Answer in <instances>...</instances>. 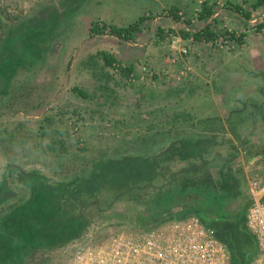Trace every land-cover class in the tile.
Returning <instances> with one entry per match:
<instances>
[{
  "label": "rangeland",
  "instance_id": "374dc122",
  "mask_svg": "<svg viewBox=\"0 0 264 264\" xmlns=\"http://www.w3.org/2000/svg\"><path fill=\"white\" fill-rule=\"evenodd\" d=\"M205 1L214 5L217 15V20L212 22L215 23L217 43L201 44L193 39V34L206 27V23L210 20H200L197 17ZM232 1L243 0H0V99L9 92L12 95L13 92L17 94L14 96L15 106L31 110L37 104L38 96L45 95L44 98L48 100L43 103V107L27 118L42 119L54 107L52 115L56 121L53 129L51 128L46 136L39 137L36 136L38 122H28L27 128H20L21 125L17 124L20 118L15 119V124L8 126L9 131L13 127H19L23 132L19 138L21 142L9 147L1 140L5 136L0 132V167L6 157L12 158L16 154V149L22 153L19 159L26 149L31 159L52 168L60 157L45 150L44 143L55 138L67 142L71 152H77L76 156L75 154L62 156L65 160L61 159V161L67 165L80 160V148H87L91 158L99 154L112 155L127 151L126 147L127 149L141 147L140 150L145 151L146 147L135 141L143 136L148 140L154 134L155 128L150 122L170 121L174 112L187 110L192 104L199 103L198 100H194L197 96L196 92L188 94L184 91L185 88L180 90L185 85V81H179L178 73L182 68L192 66L197 67L205 77L204 83L210 81L213 86L211 89L215 90L212 95L218 94V103L224 106L229 104L222 100L225 96L239 97V100L244 98V102L241 100L234 103L239 108L249 104L245 111L247 120L245 129L249 131L246 136L250 139V143L243 148V144L237 139L238 148L242 150L233 156L235 159L231 169L241 178L240 188L226 196L229 204L232 205L229 206L230 213L237 212L240 205L246 204L247 198L250 197V181L254 179L259 181L260 185H264V112L257 116L254 125L252 123L254 106L259 108L262 105L264 108V33L250 39L247 37L245 45L248 43L246 46L249 50L243 48L241 50L239 46L234 48V40L230 37L227 40L225 37L229 36L226 35L227 32L235 30L228 28L230 17L224 18L225 13L229 12L225 5ZM248 1L252 4L257 0ZM173 6H179L184 19L190 20L191 23H177L167 14H162ZM252 13L257 14L256 11ZM144 16L149 19L142 24V33L132 42H113L106 37L92 38L89 35V29L94 21L104 20L115 25L128 26ZM254 23V26L250 23L247 25L256 30L257 21ZM245 28L244 31L250 30ZM159 29L165 32L164 39L158 36ZM182 31H189L191 35L185 39L181 34ZM236 31H238L237 35H244L240 30ZM253 32L258 34V30ZM245 35L247 36V33ZM226 42L228 43L225 44ZM250 47L255 50H250ZM261 48V52L256 50ZM184 49H189L186 57L180 55V51ZM101 50L111 51L122 59L125 65H136L135 69L139 71L136 75H139L140 79L147 76L143 68L148 67L156 73L158 81L163 83L166 79L167 82L164 84H171L168 89L171 93L159 87L148 90L145 88L146 85L141 87L144 88V92L137 86L120 87L117 102L105 109L102 116H89V112L85 120L76 121L80 125V134L85 140L82 146L77 143V135H74V128L70 123L77 120L76 116L72 118L70 112L73 109L82 112L90 110L91 107L87 106V102L83 99L70 95L61 96V94L75 85L82 88H91L94 85V71L86 63L91 55ZM246 63L249 66L253 64L251 70L258 65L255 68L258 70L256 73L262 72L259 82L254 79L252 81L251 78L249 79L251 82H245L243 78L247 76L243 73L245 72L243 67H246ZM55 64L61 68H56ZM43 66L47 67L42 69ZM34 72L37 73L32 78ZM208 73L211 75L207 76ZM193 75L195 76V72ZM247 75L250 76V73ZM25 76L29 78L25 85L19 86L14 83L22 82ZM11 77L16 80L9 81ZM45 81L48 83L46 85L48 89L43 87ZM54 82L56 87L52 84ZM207 86L205 84L201 87L200 97L209 102L208 98L212 96ZM255 87L259 89L260 97L258 94L256 96ZM59 89L61 92L57 97ZM22 94L27 96H23L22 99L19 96ZM54 97L57 100H54ZM30 99L34 102H29ZM2 104L6 105L5 102ZM7 110L0 109V112ZM116 119H124L125 125L114 123ZM169 126L166 125V128ZM30 129L33 130L29 131ZM168 144V141H161L157 146L164 147ZM5 147H9L13 152L6 154ZM254 155L257 157L254 158ZM255 159L257 160L254 161ZM179 164L178 166L176 164L174 171L179 169L181 166ZM19 170L7 182L9 190L0 192V220L3 221L0 234V264H21L30 257H34V260L29 264H66L74 251L72 245L80 240L86 239L88 243L94 245L100 244L118 232L142 230L141 227L132 226L133 222L144 221L149 227L153 224L155 213H159L157 210H149L148 203L155 196V189L134 190L120 197L107 212H100L96 205H91L80 211L86 218L68 214L58 217L59 222L54 225L52 235H48L42 227L44 223L42 211L55 212V207L46 199L50 195L47 190L44 194H40L38 188L60 181L51 177V173L40 165L19 166ZM213 174L219 177L217 170H213ZM4 179L3 176L0 177V183L5 182ZM6 200L9 202H4ZM177 209L181 210V208ZM116 214H121L127 218V221L120 226L112 225L110 219ZM167 216H163L164 219L168 218ZM210 217L203 216L208 220V227L215 237L227 246L233 264H249L256 258L258 254L257 249L255 250L256 240L248 224L245 231H239L232 224L212 221ZM181 218H188L187 214L184 213ZM36 219L39 222H36ZM247 241L250 245L245 247L243 242L247 243ZM38 245L42 249L38 250ZM46 245L60 246L51 249H47L50 247L47 246L45 249Z\"/></svg>",
  "mask_w": 264,
  "mask_h": 264
},
{
  "label": "trees",
  "instance_id": "16d2710c",
  "mask_svg": "<svg viewBox=\"0 0 264 264\" xmlns=\"http://www.w3.org/2000/svg\"><path fill=\"white\" fill-rule=\"evenodd\" d=\"M225 6L228 11L235 12L245 19L250 20L252 12L264 6V0H257L252 4L247 0L243 3L228 2ZM162 14H167V16L171 17L177 23H191L190 20L184 19L185 17L181 14V8L179 6L166 9ZM214 15V5L205 1L197 17L200 20H207ZM148 19L149 17L144 16L128 26H119L104 20L94 21L89 29V35L92 38L109 36L117 38L121 42H132L142 33V24ZM258 27H264V22L258 25ZM164 33L162 29H159L158 36L160 39L165 38ZM181 34L185 39L191 35L189 31H182ZM226 35H229L231 40L240 44L243 43L242 35L239 36L229 32ZM217 38V33L212 29L210 24L193 34V39L200 43L215 42ZM86 64L94 71L93 77L97 91L91 95L88 90L75 85L61 94V96L70 95L83 99L87 102V106L91 107L90 110L82 112L76 109L70 112L72 118L76 116L77 120H73L70 123H76L79 127V130L77 133L74 132V135H77V143H80L82 146L85 140L80 134V125L76 121L85 120L89 112V116H102L105 109L117 102L119 98L117 90L120 87L127 88L128 84L125 82L123 84L114 82V73H117L122 79L127 81L133 79L134 76L136 77L134 65H124L114 54L104 50L91 55ZM46 67L43 66L42 69ZM58 67L60 66H56V68ZM36 73L34 72L32 74V78ZM28 79L25 76L22 82L14 83L23 86ZM8 80L13 82L16 78L13 79L11 77ZM55 82H57L56 79ZM55 82L52 84L55 85ZM102 82H105L107 85L101 87L100 83ZM111 83H113V86L109 85ZM47 84L45 81L44 89H48L46 88ZM14 96H17V94L12 92L11 95L9 92L7 96L0 99V109H8L7 112H0V132H3L5 136L1 140L9 147H14L20 143L19 138L23 134L19 130V127H13L9 131L8 126L12 123L15 124V119L20 118V122L17 123L19 126L21 125L20 128H27L28 122H38L39 126L36 131V136L39 137L46 136L53 129L54 123H56L54 115H52L54 107L42 119L29 120L27 118V116L32 115L39 108L43 107V103L48 100V98H44L45 95L38 96L39 100L31 110L21 108L18 105L15 106ZM19 96L23 99V96H27V94ZM28 101L34 102L31 99ZM3 102L6 105L2 104ZM254 109V117L252 118L253 125L255 124L254 122H257V116L264 112L262 105L259 108L254 106ZM245 110L246 106H242L241 108L236 107L234 113H237V115L229 116L226 119L229 126L228 130L224 128L222 120L197 119L191 112H186L187 110H178L173 113L171 122L168 120L159 123L155 121L150 122L152 127L154 126L155 128V132L148 140L144 136L136 139L135 142L139 141L141 146L146 147L145 151H141V147H132L131 149H127L126 147L127 151L116 152L112 155L99 154V156L91 158L87 148H80V160L73 161L71 165L63 163L61 159H65L62 156L67 154H75L76 156L77 152H71L70 145L61 140V138H55L44 143L45 150L52 154H57L60 157L52 168L44 166L43 163H37L33 158L31 159V155L26 152V149H24L25 152L22 158L19 159L22 153L16 149L15 153L17 156L14 154L12 158L6 157L4 163L2 162L1 164L0 177L3 176L6 183H0V192H7L9 190L7 182L11 180L17 171H20L19 166L40 165L51 173V177L59 179V183H48L46 186L38 188L40 194H44L47 190L50 195L46 199L50 201V205L55 207V212H51L50 210L42 211L44 213L42 227L43 230L47 231L48 235H52L51 232L55 227L54 225L59 222L57 218L62 215L67 216L68 214L80 218L85 217L80 211L82 212L84 207L91 205H96L100 212H107L123 195L130 194L134 190L138 191L146 188L155 189V196L150 199L151 201L148 204L150 206L149 210H157L159 213H155L156 215L152 221L153 224L149 227H147L148 224L144 221L133 222L134 224L132 226L134 227H141L142 230L150 229L163 222L183 219L181 215L185 213L187 217L193 215L198 216L207 227L208 220L203 218V216H211L210 220L212 221H222L226 224H232L237 230L245 231L247 215L252 204L251 198L248 197L247 203L240 205L241 207L234 214L230 213L229 206L232 205L229 204V199H226L228 193L233 192V190L236 191L238 187L240 188L241 178L238 173H234L231 169L234 165L233 160L235 159L233 156L239 154L242 150L238 148L237 143H234L232 138H228V132L230 131L235 141L238 139L243 144V148L247 147L250 139L245 140L246 133H249L248 129H245L247 122L245 119ZM5 113L7 115H4ZM123 120L116 119L114 123L122 124L123 126L125 125V121ZM168 124L170 126L166 128ZM219 126H221V129L218 128ZM215 129L221 131L217 132ZM13 130L14 132H12ZM31 130L33 129L29 131ZM243 131L246 132L244 133ZM161 141H168L169 144L164 147L157 146ZM9 147H5L4 149L6 154L10 151L13 152ZM253 157L255 158L257 155ZM179 163L181 166L178 170L174 171L176 164L178 166ZM17 164L19 166H16ZM213 170H217L219 177L213 174ZM30 177L36 179L34 176ZM48 178L45 182H47ZM4 202L9 201L6 200ZM205 207L206 209H204ZM176 208H181V210L174 212ZM201 213L204 214L201 215ZM165 215H168V218L164 219L165 217L163 216ZM126 219L121 214H116L110 219V222L112 225L120 226L127 221ZM2 222L0 220V234ZM36 222H39V220L36 219ZM82 241H86V239L80 240V242ZM243 243L245 247L250 245L248 241L247 243ZM60 245H46L45 249L47 246H50L47 249H51ZM39 249L42 248L39 247ZM256 249L258 256L259 246L257 240ZM256 258L251 260L249 264H252ZM32 260H34V257L28 258L21 264H29ZM231 264H233L232 259Z\"/></svg>",
  "mask_w": 264,
  "mask_h": 264
},
{
  "label": "built area",
  "instance_id": "2783aa9c",
  "mask_svg": "<svg viewBox=\"0 0 264 264\" xmlns=\"http://www.w3.org/2000/svg\"><path fill=\"white\" fill-rule=\"evenodd\" d=\"M188 54L189 49L180 51L183 57ZM143 70L148 77L156 76L150 69ZM193 74L186 66L179 71L178 79L187 80ZM71 124L77 133L79 127ZM258 182L250 181L252 204L247 215L248 227L259 246V255L252 264H264V185ZM88 242L73 244L72 257L66 264H231L227 246L196 215L150 229L118 232L100 244Z\"/></svg>",
  "mask_w": 264,
  "mask_h": 264
},
{
  "label": "crops",
  "instance_id": "0c3cea01",
  "mask_svg": "<svg viewBox=\"0 0 264 264\" xmlns=\"http://www.w3.org/2000/svg\"><path fill=\"white\" fill-rule=\"evenodd\" d=\"M245 0H243L242 2H234V1H232L233 3H243ZM248 1V0H247ZM251 2L252 1H254V0H250ZM250 3V2H249ZM254 3V2H253ZM251 4V3H250ZM256 12H257V14H255V13H252V16H251V19L250 20H248V19H245L244 17H242L241 15H239V14H237V13H235V12H232V11H229L228 13H225V15H224V18H226V17H230V19H228V22H230V24H228V28L230 29H234L235 31H231L232 33H234V34H236L237 35V32L238 31H236V30H240V32L242 33H244V35L242 34V40H243V43H238L237 42V44H235L236 43V41H234L233 42V45H234V48H236L237 46H239V49H241L242 50V48L244 49V50H249V47L248 46H246V45H248V43L245 45V43H246V39H247V37H248V39H250V38H252V37H254L255 35H262L263 33H264V27H262V28H259L258 27V24L260 25V24H262L263 22H264V6H262V7H260V8H258L257 10H256ZM255 15H257V16H255ZM217 15L215 14L214 16H212V19L210 18V20L206 23L207 25H211L212 26V29L214 30V28H215V23H212L213 21L215 22L217 19ZM226 20V19H225ZM258 20H260V21H258ZM231 21H232V25H231ZM257 21V28H256V30H258V34H256V33H254L253 31H256L254 28H252L250 25H247V24H252V26H254V22H256ZM219 23V22H218ZM227 24V23H226ZM245 27H247V29H250V30H246V31H244V29H246ZM216 32V31H215ZM247 33V36L245 35L246 33ZM240 36V35H239ZM106 38H108V39H110L111 41H113V42H121L119 39H117V38H113V37H106ZM197 43H199V42H197ZM202 44V43H201ZM241 47V48H240ZM250 50H255V48H252V47H250ZM257 51H260L261 52V50H262V48L260 49V50H258V49H256ZM108 52V51H107ZM254 52V51H253ZM109 53H111V51H109ZM248 53H249V51H248ZM259 53V52H258ZM113 54V53H112ZM120 61H122V59H120L117 55H115ZM123 62V64L125 65V63H124V61H122ZM201 65H203V64H201ZM136 66V65H135ZM134 66V67H135ZM251 66H253V64H251L250 66H249V64H247L246 63V67H243L244 68V71L245 72H243L244 74H245V76H247V77H244L243 79L245 80V82H251V81H249V79L251 78V80L253 81V79L254 80H257L258 82L261 80V78H260V76L262 75V72H259V73H256V72H258V70L257 69H255L254 67H252V70L254 71V72H252V70H251ZM169 67H171V65L169 66ZM191 69H192V71H193V73L195 72V76L193 75L191 78H189V79H187V80H183V81H185V85L182 87V89H180L181 91L184 89V91H186V92H188V94H190V93H195L196 92V97H195V99L194 100H198L199 101V103L198 104H196V105H194V104H192L191 106H189L188 108H187V111L186 112H191V114L194 116V117H196L197 119H218V120H222L223 121V124H224V128H226V130H228L229 128V126H228V124H227V122H226V119L229 117V116H236L237 115V113H234V111H235V109H236V107H238L237 105H235L234 103H237V102H240L241 100L244 102L245 101V99L243 98V99H241V100H239L238 98H226L225 96H224V98H226L225 100H224V98L222 99L223 101H225V102H228L229 104H227L226 106H224L223 104H220V103H218V100H217V95L218 94H214V95H212L213 94V92L215 91L214 90V88L213 89H211L213 86H212V84H210V81H206L207 83H204L203 82V80H205V77L202 75V73L200 72V70L197 68V67H192V66H189ZM136 68V67H135ZM145 69H148V67H144ZM143 68V69H144ZM211 70H212V67H211ZM137 69H135V75H136V73H137ZM250 71V72H249ZM139 72V71H138ZM112 73H114V72H112ZM248 73H250V76H248L247 74ZM115 75H114V82H120V83H127L128 84V87L127 88H131V87H139V88H141L142 86H144V85H146V87L145 88H147L148 90H149V88L150 89H152V90H154V89H156V88H158L159 87V89H161V88H163L164 89V91L165 92H167V93H171L170 91H168V89H169V85H171L170 83H169V85H167V84H164L165 82H167V80L165 79V82H163V83H161L162 81H158L159 79H156V76L155 77H153V78H151V77H148V76H143V78H141L140 79V77H139V75H136V77L134 78L133 77V79H129L128 81L127 80H125V79H122L117 73H114ZM211 74H207V76H210ZM226 76H227V73H226ZM242 76H244V75H242ZM194 77V78H193ZM249 77V78H248ZM210 78V77H209ZM191 79V80H190ZM168 81H169V79H168ZM182 81V82H183ZM169 82H171V81H169ZM215 82V81H214ZM101 84V87H103V86H106L107 84L104 82H102V83H100ZM130 84H133V85H130ZM205 84H207L208 86H207V89H208V91L211 93V96L212 97H209L208 98V100H210L209 102L208 101H206V99H203V97H200V94H201V92H200V89H201V87H203ZM210 84V85H209ZM253 84H254V82H253ZM110 86H113V83H111V84H109ZM130 85V86H129ZM66 86V85H65ZM138 88V89H139ZM167 88V89H166ZM85 90H88L89 92H90V94L92 95V94H94L96 91H97V89H96V83H94V85L93 86H91V88H88V87H85L84 88ZM255 89H256V96H257V94L259 95V97H260V93H259V89L257 88V87H255ZM60 90V89H59ZM58 90V94H56V96L58 97L59 96V94H60V92H61V90L59 91ZM67 90V89H66ZM65 91V90H64ZM118 91V90H117ZM141 91L142 92H144V88L142 89L141 88ZM223 92H225L224 90H223ZM166 93V94H167ZM55 96V97H56ZM141 96V94H139V97ZM54 97V100H57V98H55ZM246 97V96H245ZM217 101L216 103H214L213 101ZM222 102V101H221ZM243 102H241V103H243ZM223 103V102H222ZM243 105V104H242ZM248 105L249 104H247L246 105V107H248ZM241 106V105H240ZM242 107V106H241ZM251 107V106H250ZM245 111H247V110H245ZM232 112H233V114H232ZM165 116L166 115H164V118H165ZM219 129H221V126H219L218 127ZM215 131H217V132H219V131H221V130H216L215 129ZM248 136V135H247ZM247 136L245 137V140H247ZM228 138H232L233 139V141H234V143H236V141H235V139L233 138V136L230 134V131L228 132ZM257 159H255L254 161H256Z\"/></svg>",
  "mask_w": 264,
  "mask_h": 264
},
{
  "label": "water",
  "instance_id": "95a60500",
  "mask_svg": "<svg viewBox=\"0 0 264 264\" xmlns=\"http://www.w3.org/2000/svg\"><path fill=\"white\" fill-rule=\"evenodd\" d=\"M178 210H179V209H177V210L175 209L174 212H177Z\"/></svg>",
  "mask_w": 264,
  "mask_h": 264
}]
</instances>
